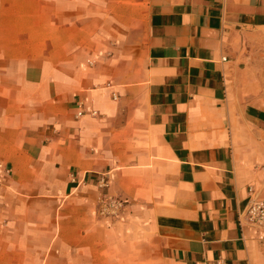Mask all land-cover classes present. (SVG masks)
I'll list each match as a JSON object with an SVG mask.
<instances>
[{"label": "crops", "instance_id": "crops-1", "mask_svg": "<svg viewBox=\"0 0 264 264\" xmlns=\"http://www.w3.org/2000/svg\"><path fill=\"white\" fill-rule=\"evenodd\" d=\"M6 169L0 264H264V0H0Z\"/></svg>", "mask_w": 264, "mask_h": 264}, {"label": "built area", "instance_id": "built-area-1", "mask_svg": "<svg viewBox=\"0 0 264 264\" xmlns=\"http://www.w3.org/2000/svg\"><path fill=\"white\" fill-rule=\"evenodd\" d=\"M94 114V113H93ZM78 115H82V112L78 113ZM9 174V170L6 169L5 171L0 170V184L2 177ZM102 186H106V182H102ZM251 194H254L251 189H249ZM125 207V202L121 199L105 196L101 199L99 204V216L102 218H109V219H117L120 217L123 209ZM244 220L247 224L257 227L263 228L264 227V200L256 198L253 196L243 213Z\"/></svg>", "mask_w": 264, "mask_h": 264}]
</instances>
